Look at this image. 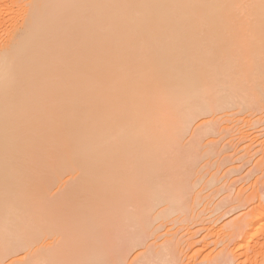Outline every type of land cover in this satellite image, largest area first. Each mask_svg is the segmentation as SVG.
I'll use <instances>...</instances> for the list:
<instances>
[{
  "label": "bare ground",
  "instance_id": "6f19581e",
  "mask_svg": "<svg viewBox=\"0 0 264 264\" xmlns=\"http://www.w3.org/2000/svg\"><path fill=\"white\" fill-rule=\"evenodd\" d=\"M17 1L0 0V264H126L187 207L181 144L218 89L264 96V0L242 18L243 0H36L20 20Z\"/></svg>",
  "mask_w": 264,
  "mask_h": 264
},
{
  "label": "rangeland",
  "instance_id": "374dc122",
  "mask_svg": "<svg viewBox=\"0 0 264 264\" xmlns=\"http://www.w3.org/2000/svg\"><path fill=\"white\" fill-rule=\"evenodd\" d=\"M32 1L36 0L15 3L14 13L19 20L26 8L33 5ZM30 2L32 5H28ZM246 4L247 0H243L238 5L241 18L246 17ZM1 27L0 23V31L10 28ZM256 79L258 83L263 78ZM217 95L222 98L221 108L195 118L181 144L182 148L193 149L195 158L182 169L187 195L183 193L182 200L186 202L181 204L187 207L180 204L182 208L178 207V211H169V215L164 214L162 218L163 214L159 213L157 220L152 219L162 207L163 210L168 207L160 206L157 214H152L155 222L150 221L151 228L146 230L144 247L133 249L124 263L264 264V229L260 235L254 233L257 236L252 233L249 248L244 247L243 240L251 216L264 215V96L250 107L245 92L237 93L227 84L218 89ZM71 179L72 176L63 171L58 181ZM57 188L52 196L57 195Z\"/></svg>",
  "mask_w": 264,
  "mask_h": 264
}]
</instances>
